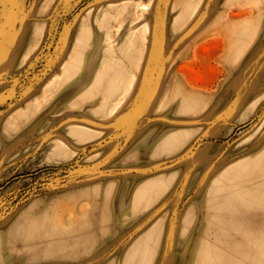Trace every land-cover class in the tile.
I'll return each mask as SVG.
<instances>
[{
  "label": "rangeland",
  "instance_id": "1",
  "mask_svg": "<svg viewBox=\"0 0 264 264\" xmlns=\"http://www.w3.org/2000/svg\"><path fill=\"white\" fill-rule=\"evenodd\" d=\"M51 1L0 0V232L21 217L17 224L19 227L14 229L12 234L8 232L9 262L17 258L16 246L20 242L19 248L22 250L23 245L24 253L32 251L41 256L35 257L34 263L22 261L23 264H93L97 258L104 255L103 247H99L97 252L96 245L102 240V234L106 240L108 239L111 222H99L97 226L93 219L102 206H97L95 199L101 194L89 192L83 195V185L90 184L102 169L100 166H103L101 165L103 158L97 157V152L111 150L112 134L108 128L111 120H98L91 115L87 117L92 122H99L103 127L101 135L89 143L87 142L94 137L93 133L83 125L73 124L65 131L71 140L69 143L55 141L46 135L43 136V142H37V146L31 147L33 143L28 137L35 125L40 122L39 118L53 114L65 101L69 103L68 100L63 101L52 109L51 113L39 112L34 109V97L42 93L41 87L46 80L47 87L53 86L54 77L50 76L52 73H60L59 64L63 59L71 58L76 62L82 60V55L74 52V48L78 47L83 50V83L73 92L77 93L83 88V97L90 96L103 100L102 109L97 105L83 103L92 114L110 117L121 108L117 116L121 117L129 105L122 106L120 100L128 91V85L135 82L138 75L128 101L135 100L149 55L153 54L158 58L159 62L157 60L155 63L162 65L163 68L166 65V58L172 54L177 53L180 60L189 59L182 56V50L184 40L193 32H190L188 26L181 32L178 30L173 32L171 40H168L167 29L171 16H174V11H167L170 9L171 0H143L150 4L143 9L136 8L134 0H55L53 9L48 13ZM38 5L40 8L35 9ZM90 6L92 9H86ZM171 8L178 9L173 18V29L193 17L198 9L200 11L193 22L202 18L208 9H215L214 15L210 18L215 23L208 27L207 34H210L208 38L212 36L218 38H210L195 48V58L198 52L203 51L207 56L209 54L207 50L222 42L220 36L226 39L224 44L213 50L214 55L211 59L213 72L207 70V77L195 91L198 89L201 100L205 97L203 100L206 106L217 97L226 98V104L219 113L222 115L219 125L221 134L209 136L206 140L217 142L218 145L226 143V147L230 143L233 152L245 149L256 137V134L252 136V133L260 122L258 116L260 109L264 110V99L245 120L240 121L237 117L229 120L223 117V112L235 102L237 93L232 92L231 95L225 96L223 91L229 80V71L232 70L233 76L243 65L246 70L243 72L244 81L247 79L248 85L253 82L255 66L252 60L255 58L252 60L235 58L244 47L243 43L252 36L254 37L247 50L252 49L257 39L260 41L263 39L260 51L264 49V0H173ZM45 19H47L45 36L37 49L44 32ZM74 25L75 31L68 47V35ZM145 25H148L147 32L142 30ZM30 30H38V36L35 38L37 51L29 62L18 68L16 61L12 62L9 56L13 53L14 58H17L18 48L13 47L16 43L21 44L23 34L28 35L25 41L29 42ZM224 50L228 54L226 61H222ZM179 61L172 64V69L181 63ZM204 61L205 57L202 59V62ZM138 69L141 73L137 74ZM181 70L192 74L189 82L193 86L191 81H196L197 76H200L193 69V64L185 63ZM100 76L106 77L103 84L100 83ZM181 81L183 80L175 79L176 88L173 89L179 95L187 87V84ZM237 81L239 82V75ZM236 111L238 113L235 106L233 113ZM74 119L79 123L85 121L81 113ZM212 121L213 118L209 120V125ZM250 122L252 123L249 124ZM223 123L227 129L225 134ZM25 124L28 137L25 135L28 139L22 140L15 132ZM241 131L244 134L251 132V135H247V139L241 141L243 136ZM61 132L60 129L56 131L52 129L49 133L56 135ZM1 143H5V147ZM202 143L203 141H196L192 146ZM50 146H54L52 155L47 153ZM235 156L237 155L232 157ZM105 159L106 157L104 161ZM262 164L264 146L254 155L233 163L221 172L210 187L204 214L200 216L203 220L199 221L194 233L178 241L180 244L178 251L167 249L163 256L159 253L153 254L150 264H264ZM64 196L71 199L68 203L72 205L58 202ZM54 202H57V205L53 206L52 211H47L48 206ZM250 209L257 210L258 214L248 217L247 211ZM103 211L104 219L108 220V207L104 206ZM23 214L29 218H23ZM64 214L70 217V220L83 218V230L99 235L89 252L77 259L58 258L60 256L56 255L78 246L80 227L75 226L78 222L65 223ZM33 215L36 216L32 217ZM127 224H122L119 232H124ZM100 229L103 230L99 231ZM4 242L6 239L1 237L0 243L5 249ZM53 255L56 256L52 257Z\"/></svg>",
  "mask_w": 264,
  "mask_h": 264
},
{
  "label": "crops",
  "instance_id": "2",
  "mask_svg": "<svg viewBox=\"0 0 264 264\" xmlns=\"http://www.w3.org/2000/svg\"><path fill=\"white\" fill-rule=\"evenodd\" d=\"M54 2L55 0H52L48 6V13L50 9H53ZM172 2L173 0L170 1V9H167V11H174L175 16L178 9L171 8ZM98 5L96 6L98 7ZM39 8L40 5L35 9ZM86 9H92V6ZM199 11L200 9L193 17L176 29L172 28L174 16H171L167 29L169 31L168 40L170 41L173 32L177 30L181 32L184 28L190 26L188 28L193 33L187 40H184L185 44H183L182 50V56L189 57V59L180 60L177 53L172 54L166 58V65L163 68L162 65L155 63L157 60L159 62V59L150 54L147 66L142 71L143 81L139 86L137 96L133 102L128 101L134 90L138 75H136L134 86L127 101L122 105L128 104L129 107L121 117H117L121 108L110 117H101L92 114L89 108L84 107V105L83 109L69 107L70 105L65 101L56 108L53 114L47 117L41 116L39 118L40 122L35 125L29 137L28 132L26 133L27 124L15 132L18 133L19 139L31 138V143H33L31 147L37 146V142H43V136L46 135L51 136L55 141L62 140L67 144L71 140L65 133L66 129L70 125L79 124L93 133L94 137L87 142L89 143L101 135L103 127L100 126L99 122H92L87 117L91 115L98 120H111V125L108 126L112 134L110 139L111 150L106 151L105 149L97 152V157L103 158L101 161L103 166H100L102 169L90 184L83 185V195L89 192L95 195L101 194L95 199L97 206H102L99 209L100 212L95 214L93 219L96 221L97 226L99 222H111L108 239H105L102 232V240L96 245L97 252L99 247H103L104 255L97 258L93 264H150L153 254L159 253L163 256L167 249L173 252L178 251L180 245L178 241L180 242L191 236L199 221L203 220L200 216L204 214L205 202L214 179L228 166L254 155L264 146L263 109H260L258 116L260 122L252 133V136L256 134V137L245 149L233 152L230 143L226 147V143L218 145L217 142L206 140L209 136L221 134L219 125L221 124L222 115L219 113L226 104V98L217 97L206 106V103H204L205 97H203L204 100H201L198 89L196 92L195 88H198L200 83L207 77V70L213 72L214 69L211 65V59L214 55L213 50L220 44H224L226 38L220 36L223 39L220 40L222 42H218L214 47L207 50L209 53L207 56L203 51L198 52L195 58V48L206 40H210V38H218L216 36L208 38L210 34H207L208 27L215 23L210 20L215 9H208L200 18L201 20L193 22ZM75 27L76 25L73 26L70 35H68V47L71 45ZM46 28L47 19H45L44 32L37 49L43 41ZM253 37L243 43L244 47L240 49L235 58L236 60H242V57L245 58L244 60L255 58L252 60L255 66L252 84L248 85L247 79L244 81L245 65L237 69L233 76L231 75L232 70L228 73L229 80L225 84L223 93L225 96L231 95L232 92L237 93L235 102L231 103L223 112V117L229 120L234 117H237L240 121L245 120L264 99V49L260 51L263 39L261 41L257 39L252 49L247 50ZM223 56L222 61H226L228 54L225 50ZM204 57L205 61L202 62ZM179 60L181 63L172 69V64ZM185 63H192L193 69L200 74V76H197L196 81H191L193 86L189 82L192 74L181 70V66ZM138 72L141 73V70L138 69L137 74ZM238 75L239 82L237 81ZM177 78L182 79L181 83H186L188 87V89L185 87L180 95L177 91H173L176 88L174 84ZM235 106L238 113L237 111L233 113ZM79 113L83 114V119H85L83 123H79L74 119ZM211 118H213V121L209 125ZM223 125L225 134L227 132L226 124L223 123ZM52 129L54 131L60 129L62 132L56 135H54L55 133L50 134L49 132ZM242 134L240 140L245 141L247 135H251V132L247 134L243 132ZM6 136L10 137L11 135ZM41 139L43 140L41 141ZM196 141H203V143L192 146ZM4 144L1 143L3 147H5ZM53 147L50 146L51 149H48V154L52 155ZM60 150L62 149L60 148ZM233 155L237 156L233 158ZM105 164L110 166H105ZM59 200L58 202L61 203L71 201L69 197L65 196ZM56 203L49 205L47 211H52L53 206L57 205ZM104 206L108 207V220L104 219ZM34 216L36 215L32 217ZM22 217L29 218L24 214ZM64 217L65 223L78 222L75 224L76 227H80V235L77 240L78 246L56 255L60 256L58 258L77 259L89 252L91 246L97 242L95 238L98 239L99 235H93L88 230H83V218L70 220V217L65 214ZM20 219L19 216L15 222L8 224L4 231L0 232V238L6 239V242H4L5 249L0 243V264L32 263L36 260L35 257H41L32 251L24 253V246L22 245L21 250L19 242L16 246L17 258L8 261V232L12 234L14 229L19 227L17 224ZM124 223H128L124 232H119L121 225Z\"/></svg>",
  "mask_w": 264,
  "mask_h": 264
},
{
  "label": "bare ground",
  "instance_id": "3",
  "mask_svg": "<svg viewBox=\"0 0 264 264\" xmlns=\"http://www.w3.org/2000/svg\"><path fill=\"white\" fill-rule=\"evenodd\" d=\"M136 2V8L139 7L140 9L146 8L150 4L148 1H143V0H134ZM27 29V28H26ZM31 29V28H30ZM34 29V28H33ZM28 30V29H27ZM142 30L144 32H147L148 30V25H145ZM29 31V30H28ZM33 31L35 34H33ZM25 32V31H24ZM23 32V33H24ZM28 33V32H27ZM38 30H30V41L27 42L25 41L26 37L28 35L23 34L22 37V42L20 45L17 43L14 45L18 48V56L17 58H14L13 53L9 56L10 60L12 62H16V66H20L27 62L31 56L34 53L36 43L35 38H37ZM28 39V38H27ZM144 40L146 37L144 36ZM21 40V39H20ZM115 40V39H114ZM113 47V46H111ZM15 50V49H13ZM75 53H80L82 55V60L80 62H76V60H72L71 58L69 60L63 59L61 63L59 64V69L61 70L59 74L52 73L50 78H53V86L52 87H47V80L43 83L41 87L42 93L40 95H36L34 97V109L39 110V112L43 111H49L50 113L52 112V109L56 108L60 103H62L65 100H68L70 107H77L83 109V103H87L88 105H97L99 109H102L104 106V102L101 98L93 99L90 98V96H84L83 97V88L79 92H73L76 87H80L83 83V50L79 49L78 47L74 48ZM73 52V53H74ZM84 56H86L85 51H84ZM85 76V75H84ZM106 77L105 76H100V83L103 84L105 81ZM134 82H132L131 85H128V91L126 92L125 96L121 98L120 104H124L127 98L129 97L132 86ZM108 98V97H106ZM98 100V101H97ZM119 104V105H120ZM32 106V105H31ZM26 110V109H25ZM29 110V108H27ZM28 113V112H27ZM38 119L36 123H38ZM264 166V164H262ZM260 174V173H259ZM262 174H264L262 172ZM261 176V174H260ZM264 176V175H262ZM258 214L257 210L250 209L247 211L248 217L255 216Z\"/></svg>",
  "mask_w": 264,
  "mask_h": 264
}]
</instances>
